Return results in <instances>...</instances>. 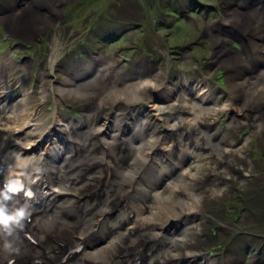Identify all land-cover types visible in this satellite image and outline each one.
<instances>
[{
  "label": "rangeland",
  "instance_id": "1",
  "mask_svg": "<svg viewBox=\"0 0 264 264\" xmlns=\"http://www.w3.org/2000/svg\"><path fill=\"white\" fill-rule=\"evenodd\" d=\"M31 1L0 0V120L6 116L7 109L13 113L14 108L20 112L27 108L31 115L36 110L29 124L42 129L40 133L37 130L40 140L36 139L34 147L20 145L27 147L25 156L21 157L24 165L37 168L44 164L50 174L58 171L59 144L53 146L50 141L40 144L52 125L53 115L65 123L80 121L82 127L94 129L108 128L110 122L119 125V119L120 129L113 127L109 136L118 134V139L134 140L150 137L148 129L135 132L137 122L150 113L149 101L166 102L174 98L182 106L187 98L189 105L203 110L198 113V119H203L202 127H208L206 134L212 135L211 144L196 151L195 159L190 156L186 141L173 147L167 140L163 151L172 147L165 151L166 158L156 156L148 165L131 164L132 154L118 146L116 161H112V177L123 184L120 190L128 193L126 202L137 210L130 218L139 224L137 234L142 237L124 230L125 224L120 222L126 212L115 210L87 238V252L111 250L117 241L145 256L138 264H168L172 262L166 260L170 254L181 252L204 254L206 261L200 264H264V63H256L258 47L264 49V27L260 26L255 33L248 30L244 38L230 26L232 19L229 18L236 10L263 14L261 2L264 0H59L54 8L44 1L38 10H33L42 15L44 22L33 25L36 38L24 39L17 35L14 38L9 15H19ZM17 26L21 28V22ZM262 53L264 56V50ZM52 54L56 56L54 61L50 59ZM224 60L230 63L224 66ZM140 77L153 81L159 88L146 91L145 100L135 108L104 101L105 93L123 90L124 83ZM237 81L245 84L244 95L250 97L253 108L262 105L247 121L242 119L241 127L236 125V120L246 117V113L240 108L243 101L238 91L241 89L232 87ZM86 82L91 86L85 88ZM44 84L55 91L61 88L64 94L52 93L41 100ZM67 89L74 92L67 94ZM114 96L106 95L108 99ZM157 129L156 136L163 134L161 125ZM18 133L0 134V147L10 151ZM43 149L55 151L44 154ZM99 152L94 157L104 158L101 149ZM165 171V178H161L159 175ZM128 175L134 176L132 183L125 179ZM169 183L178 185L177 190L181 187L184 193L193 192L200 199V212L188 223L177 226V220L172 219L159 227L166 220L165 212L159 213V206L163 201L179 198V191L172 193ZM98 195H91L92 201L85 200L79 209H61L68 204L62 201L50 206H45L41 198L30 201L31 222L41 215L45 226L54 218L51 221L59 223L58 227L72 226L71 220H76L80 228L93 222L97 209L108 207ZM143 219L147 223H142ZM105 225L111 226V233L103 231ZM12 239L17 242L16 238ZM53 239L51 235L43 245H54ZM30 241L34 243L33 239ZM259 247L262 249L258 250ZM129 250L119 257L118 264H130ZM174 259L173 263L179 264ZM36 262L45 264L42 258H36Z\"/></svg>",
  "mask_w": 264,
  "mask_h": 264
},
{
  "label": "bare ground",
  "instance_id": "2",
  "mask_svg": "<svg viewBox=\"0 0 264 264\" xmlns=\"http://www.w3.org/2000/svg\"><path fill=\"white\" fill-rule=\"evenodd\" d=\"M44 1H48V2H45L44 4H49L48 6L52 8H54V3H56L57 5V3L59 2V0H33L31 1V3L28 4L30 5L29 7L28 6L26 8L24 7V9H22V11L19 12L20 13L19 15L13 14V15H9L10 17L6 16V17H9L8 19L11 21L10 24L14 28L11 32L14 38L16 37L15 35H17L18 37H22L24 39L28 38V39L34 40L36 38L35 36L36 31L34 33V30L32 29V27L33 25L44 24V22H43L42 15L34 12L33 10H38L39 8L38 6H40L41 3L43 4ZM10 10L12 11L11 8ZM243 12L236 10L235 11L236 14L233 13L231 16L229 15L230 17L229 16L228 17L232 19V23L230 26H232L234 29H237V31L243 34L245 38V35H247V33L249 32L248 30L254 31V30H258L260 26L264 27V15H263L264 11H262L263 14L258 13V12H253V13L251 12V14H248V13L245 14ZM47 19H48V16L46 17V21ZM19 22H21L22 29L19 26H17ZM248 27L249 29H247ZM218 43L221 44L222 40H219ZM263 50L264 49L262 48V46L258 47V54H257L258 62H256L258 65H261L264 63V56L262 55ZM246 51L247 50L245 49L242 55ZM54 57H56L55 54H52L50 59L54 61ZM52 63L53 62H50V65ZM229 63L230 62L228 61L225 62L224 60L223 65L226 66ZM241 63H244V62H241ZM228 69H230V66H228ZM146 79L141 80V77H140V78L135 79V81L133 82L124 83L123 90H118L114 92L110 90L104 94L103 99H105L104 101L110 100V103L112 105H118L119 103H123V104L128 105L129 107L133 106L135 108L138 103L145 100L146 97H144V93L146 91L153 90V89L157 90L159 88V86H156L153 81L151 80L149 81V79L148 80ZM235 80L237 79L235 78L234 81ZM240 83L241 82L237 81L235 82L234 85L232 84L233 85L232 87L237 88V91H238V88L241 89L240 92L238 91L239 98H241L243 101L242 107L240 108L243 109V113H246V117L237 118V120L235 118L236 125L241 127L243 125L242 119H246L247 121L248 116L252 112L255 113V110H258V108H260L262 105H259L258 108L256 107L253 108L251 105V100L248 99L250 97L245 98L246 96L244 95V89H245L244 85L245 84L243 85ZM89 86H91L90 82H86V84L84 85L85 88ZM41 90H42L41 95H40L41 100H45L52 93L64 94L62 93L64 92V90H62L61 88H56L57 91H55L54 88H51L46 84H44V88ZM65 91H67L65 92L67 94H71L72 92H74L68 89ZM108 93L110 94V96H114V95L115 96L110 97L108 99L106 97ZM199 94L203 96L202 92H199ZM77 97H80V96H77ZM183 101H184V104L182 106H180L182 103L179 104L180 102L175 101L174 98L168 99V101L166 102H155L154 100L148 102L149 103L148 108L150 109V113L148 112L147 116H144L143 120L141 119L137 122V128L135 129L136 133L141 132L143 129H148L150 137H146L148 138L147 140L146 138H138V139L132 140V139H125V137H120L118 139V136H117L118 134L114 136H109L111 129L113 127L116 128L117 131L120 129L121 122L119 119H118L119 125L110 122L108 125L110 127L108 128L103 129L104 126H101L98 129H94V128H89V127L88 128L82 127V123L80 121L65 123L62 119L60 120L58 117H55L53 115L52 116L53 119L51 121L52 125L48 127V130L44 134L46 136L43 138V140L41 139V143H40V144H44L46 141H50L51 145L53 146L55 144L56 145L59 144L56 152L58 153L57 155H59L60 165H59L58 171L56 173L54 171V173L52 174L49 173L48 168H47L48 166H45L44 164L40 165L41 167L37 166V168H32L31 164L24 165L21 162V157L25 156V149L28 146H30V144H32L30 146L32 147L37 142V140L38 141L40 140V135H37V130L40 133V131H42V129H40L41 126L40 128H38L37 125L34 126V125L29 124L30 123L29 121L32 119V117H34L33 114L36 110H34L32 112L33 114L31 115V110H28L27 108H22L23 110L22 112H20L19 109L17 111L14 108L13 113L11 109L9 110L7 109L5 111L6 116L0 120V134H3V133L14 134L16 131L19 132L17 134L18 136H15L14 138V144L12 145V148L10 150L12 152L7 150L6 148L0 147V208L4 209V212L7 216L15 217V215L21 210V207L23 204V195L18 194L14 198L9 197V194L5 192L3 188L4 186L3 183L6 180L18 181V183H20V185L24 186L26 189L27 188L35 189L36 195L41 194V197L43 198L42 202H46L45 206H50L53 203L52 201L57 200L58 202L62 201L66 204L68 203L65 206L62 205L60 207L61 209H71V208L81 207L82 202H84L85 200H88L89 202L92 201L91 195L93 196L98 193L99 194L98 198L102 200L103 202H105V205L107 204L108 207L103 208V209L101 208L97 209L93 222L86 224V225H82V227L80 228L79 226H77L79 222H77L76 220H71L72 224H74L72 226L61 224L58 227L59 223L54 222L55 220L51 221L54 218H51L50 223L48 222L49 224L45 226L44 222L42 223L41 221L42 220L41 215H39L37 219L34 218V222H31V220L26 221V219L30 217L32 214L30 213L31 208L30 206H28L27 209L23 208L25 215L22 219H13L6 226L4 224H0V264H33L36 258H40V259L42 258L45 264H118L117 262H118V259H120L119 257L125 256L131 247L129 248L127 245L123 243L119 245L116 241L115 244L113 245V248H111V250L108 248L109 250L107 251L105 250V251L99 252L100 250H98L93 253H88L87 252L88 247L86 243L87 238H89V236L93 234L94 228L97 227L99 230L101 228L99 223L103 222L104 220H107V218L115 210H121L123 212L124 211L126 212V216H124V218H121V222H120V224L122 223L125 224L124 230H126L130 234H136L137 237L141 236L137 234V231H138L137 225L139 224L136 223V220H133L130 218V216L137 210L134 209L129 204L130 202L129 203L126 202L128 193L126 192L122 193L121 191L122 189L120 190L123 184L121 182L116 181L112 177V170L114 171V169L112 168V161H116L115 149L118 146L125 147L126 150H128V152L131 153L133 156V159L130 158L132 159L131 164H133V162H142V164L148 165L152 161H154V158L156 156L164 160V158H166L165 151L167 152L170 146L172 147L173 145L174 147L186 141L188 143V144L186 143V145H188V148L191 150L190 156L195 159L196 157L194 153L196 151L199 152V150H204L206 149L207 144H211L209 137L212 135L206 134V129L208 127H205V128L202 127L203 126L202 124H204V122L202 121L203 119L201 121L198 119L199 118L198 113L202 109L199 107H195L193 105H189L187 98L184 99ZM19 102H20V99H19ZM19 104L18 105L21 106L23 102ZM0 105H1V99H0ZM233 112L235 113V111ZM16 113H18V116L20 117H18ZM27 120H28L27 124H29L28 127L25 126ZM238 120H241V121H238ZM159 125H161L164 128V131H163V134L156 136L155 133L158 132L157 128ZM132 132L134 133V131ZM214 133L213 135H215ZM72 135H76L77 138L71 137ZM167 140H169L170 141L169 144H172V145L168 146L163 151V148H165ZM20 145L21 146L25 145L27 147L24 149L22 148L23 146L21 147ZM100 149H101L102 155H104V158L102 156L100 158L98 157L95 158L94 155L100 153L99 152ZM52 151H55V150L43 149L44 154L51 153ZM90 153L92 154V156L89 157ZM165 162H167V160H165ZM175 168L176 166L172 167V169H175ZM165 174H166V171L161 173L159 176L161 178H165ZM181 178L183 179L182 176ZM125 179L130 180V182L132 183L134 176L128 175L127 178L125 177ZM168 186H170V183ZM185 188H186V185H185ZM171 189H172L171 190L172 193H176V191H179L178 192L179 198H177V200L171 199L165 202L163 201L162 204L159 206L160 207L159 213L165 212V218H166V220L163 218L164 223H160L159 227L164 226L165 223H168L172 219H176L177 221H181L183 223H188L189 220L196 217L197 214H199L200 212V209H199L200 205L198 206V203H199L198 201L200 199L198 200L193 192L187 191L186 193H184L181 187L179 188V190H177L178 185L172 186ZM97 203H101V202L97 201ZM36 220L38 221V223L35 222ZM141 221L143 223L148 220L145 221L143 219ZM110 228L111 226L108 227L107 225H105V228L103 229V231L105 232L110 231ZM40 229L41 231L38 232V230ZM109 233H111V231ZM36 235L38 237H36ZM51 235L52 237H54V239L52 240V243L54 245L51 244L48 246H44L43 244L45 243L46 240L49 239V237H51ZM33 236L36 238H34ZM157 237H158V234H157ZM12 238H16L17 242L15 243V239H12ZM30 238L34 240L33 241L34 243L29 241ZM73 245H77L80 247L77 250L79 252L72 251ZM142 246L143 245H140L138 247H142ZM129 251H130L129 253L132 254L129 259L130 264L137 259L143 260L145 258V256H141L139 253L137 254L136 252L134 253L133 251H131V249ZM203 256L205 257L204 254L199 255L197 254V252H192V253L181 252V253H178L177 255L170 254L169 258L166 260H172V262H169L168 264L170 263L174 264L173 263V261L175 260L174 258H177L179 264H196L201 258L205 259L206 261V258H204ZM10 257H14V258H10Z\"/></svg>",
  "mask_w": 264,
  "mask_h": 264
},
{
  "label": "clouds",
  "instance_id": "3",
  "mask_svg": "<svg viewBox=\"0 0 264 264\" xmlns=\"http://www.w3.org/2000/svg\"><path fill=\"white\" fill-rule=\"evenodd\" d=\"M25 215V212L23 209H21L15 217L7 216L4 212L3 208H0V224H4L5 226L12 221L13 219H22Z\"/></svg>",
  "mask_w": 264,
  "mask_h": 264
},
{
  "label": "water",
  "instance_id": "4",
  "mask_svg": "<svg viewBox=\"0 0 264 264\" xmlns=\"http://www.w3.org/2000/svg\"><path fill=\"white\" fill-rule=\"evenodd\" d=\"M176 224H177V226H178L180 223L178 222V223H176ZM177 226H176V227H177Z\"/></svg>",
  "mask_w": 264,
  "mask_h": 264
},
{
  "label": "flooded vegetation",
  "instance_id": "5",
  "mask_svg": "<svg viewBox=\"0 0 264 264\" xmlns=\"http://www.w3.org/2000/svg\"><path fill=\"white\" fill-rule=\"evenodd\" d=\"M60 67V66H59Z\"/></svg>",
  "mask_w": 264,
  "mask_h": 264
}]
</instances>
